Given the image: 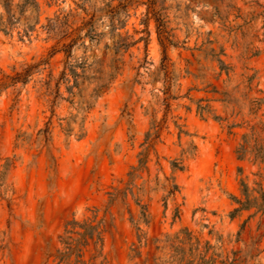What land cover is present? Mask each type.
Here are the masks:
<instances>
[{
  "label": "rangeland",
  "instance_id": "obj_1",
  "mask_svg": "<svg viewBox=\"0 0 264 264\" xmlns=\"http://www.w3.org/2000/svg\"><path fill=\"white\" fill-rule=\"evenodd\" d=\"M23 2L0 0V264H57L95 209L103 264H264L237 201L264 193V0Z\"/></svg>",
  "mask_w": 264,
  "mask_h": 264
},
{
  "label": "trees",
  "instance_id": "obj_2",
  "mask_svg": "<svg viewBox=\"0 0 264 264\" xmlns=\"http://www.w3.org/2000/svg\"><path fill=\"white\" fill-rule=\"evenodd\" d=\"M5 8L7 11L10 9V0H2ZM131 0H124L122 3V6H127ZM30 5L36 10H39V4L37 0H24L22 5H18L20 7V11H23V8L26 5ZM154 15V14H153ZM155 17V16H154ZM158 23L161 22L160 19L155 18ZM83 29H86V35L92 40L95 38L96 34L93 33V28L91 25V21H87L83 23L82 25ZM77 30V29H76ZM80 28L78 29V31ZM73 32V31H72ZM72 32L70 34H72ZM162 32L159 31V36H162ZM125 39H121V41L117 42L115 51H120L121 49H126L129 44L124 43ZM72 44L75 43V39L71 40ZM162 44V41H161ZM68 48L71 47L70 45H67ZM66 53H69V50L66 51ZM33 66L28 67L26 69L25 73H16L13 77H6V79L10 80V83H16V82H22L25 83L26 79L29 76V70H31ZM63 75L65 73H62ZM72 77L74 78V83L72 87H78V75L75 72H71ZM5 85V83L3 84ZM68 91L71 93L72 88L67 87ZM164 93H167V89ZM72 94V93H71ZM168 104L165 103V106ZM178 127V126H177ZM159 125H154V131L152 133H147L145 137V142L147 144V148L152 145L153 140L158 137L159 132ZM179 132L181 133V130L179 129ZM239 157H242L244 153L246 152L245 145H240L238 148ZM140 156H143L139 159V165L136 168H132V171L128 173L129 181L127 184H130L135 177L134 172L137 171L139 168L143 167L146 163L147 156L144 154H140ZM170 166L172 170H182L183 165H181V162L172 161L170 162ZM177 189V186L173 184L170 189V193H172L174 190ZM245 191V190H244ZM123 193V192H120ZM246 194V192H245ZM116 195L111 198L110 202L114 201ZM238 203L241 204L242 207H248L250 203L254 204L259 210L264 211V193H261V197L259 200L256 198L252 200H246V202L242 203L239 200H237ZM139 205V203H136ZM141 210V217H145V208L143 206H140ZM105 232V221L104 216H98V209H95L93 211V216L91 219L78 221L75 219L69 220L64 225V233L61 235L60 241L62 244V248L57 250V264H103L105 261V257L103 256V234ZM91 247V249H89ZM90 252V257L88 260H84L85 253ZM102 258V261H98V259ZM201 264H214V260H205L202 259Z\"/></svg>",
  "mask_w": 264,
  "mask_h": 264
}]
</instances>
